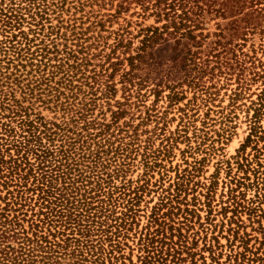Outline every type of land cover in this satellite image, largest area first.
<instances>
[{"label":"trees","instance_id":"1","mask_svg":"<svg viewBox=\"0 0 264 264\" xmlns=\"http://www.w3.org/2000/svg\"><path fill=\"white\" fill-rule=\"evenodd\" d=\"M0 34V264H207L200 240L222 264L208 233L218 181L196 180L206 157L195 153L215 148L204 147L212 122L224 137L243 109L249 132L236 167L226 161L220 227L226 260L264 261L240 235L243 213L264 216V0H0ZM170 42L159 71L154 49ZM179 140L193 160L184 152L171 181Z\"/></svg>","mask_w":264,"mask_h":264},{"label":"rangeland","instance_id":"2","mask_svg":"<svg viewBox=\"0 0 264 264\" xmlns=\"http://www.w3.org/2000/svg\"><path fill=\"white\" fill-rule=\"evenodd\" d=\"M145 23L146 25H153L154 19H148ZM24 29L28 31L27 26H24ZM212 29L214 30V28ZM3 38L4 36L0 34V40ZM172 45H173V42H170L169 44L159 45L154 49L158 62L162 64V67L164 65L163 69L162 67H159V68L156 67V69H158L159 71H166L165 69L167 67L166 63L169 62L174 57L175 54L171 47ZM260 84L261 82H259L257 85L260 86ZM257 85H255L254 88H256ZM184 87L185 89H188V86H184ZM224 92L225 91L223 90L222 94ZM192 95H193L192 92H189V96H192ZM117 97L118 98L121 97V92L118 93ZM153 100H154V97H151L150 100L148 101V104H152ZM185 101H183L181 105H184ZM222 104L224 105L228 104L227 97L225 100H223ZM159 105L162 107L165 106L166 101H163V100L160 101ZM206 109H207L206 107L202 108L201 106V109L198 113L199 117L197 118L196 124L199 127L203 125L202 120L204 118V113ZM39 110L42 112L43 116L49 119L53 117V113L49 111L48 109H44L41 107ZM210 115L212 118H215V119L220 117V115H218L215 111H213ZM246 115L247 114L244 111V109L238 110L236 112V117L234 118V121L229 122L228 124V126L232 128L227 133H225L224 137H219V135L215 133V131L219 130V133L223 134L222 128L224 126L223 124L221 125L219 123L221 119L217 123H215V121L212 122L214 123L215 126L210 128V130L207 129L209 130L210 141H208L204 147L208 148L213 144L215 148L212 150L208 149L207 151L209 152L207 154H205V152H203L202 150H197L195 153V155L198 156L200 159H202L203 157H206V160L203 163V166L200 171V176H198L196 180H199L201 182H205L208 184L210 183V180L218 181V190H217L218 193L213 202V206L215 207L216 212L214 211V213L210 215V218H214L215 216L214 223L218 224V226L214 231L210 230L208 233H209V238H212L211 240L213 244L216 246V248H219L217 250V253H219L220 251H223V256L220 258V263L222 264H232L233 263L232 261L229 262L228 260H226L227 259L226 254H229V250H230L229 244H228L229 243L228 242L229 233L227 232L228 225H225L223 229H221L220 227L222 224V221H225V223H227L228 217L231 216V213H229L226 218L223 214L218 212L220 211V208H221L220 203H222V201H226V198H227L226 193H227L228 188H227V185H225V183L228 181V178L226 176V171L228 169H227L226 161L229 160L232 163L233 168L236 167L235 162L239 155V149L241 148V145L245 141L248 135V132H249V125L246 119ZM167 116H168L167 120L169 121L168 128L171 131H176L177 128L180 127V113L175 109V111L170 112ZM148 127L152 128V125H149ZM189 136H193V130L189 132ZM212 141H214V143ZM192 142L194 146L197 145L194 140ZM158 144H159V141H156L155 146H158ZM187 144L188 143L186 141L179 140L178 144L173 149L172 160L170 161V163H168V166H167V169H169L171 165L173 166V169L171 172V176L173 180L171 181H174V178L176 176V171L174 169L177 168L178 165L181 169H184L186 167V164L183 161L184 152L186 154L185 156H188L190 161L193 160L190 154L184 151L187 149ZM250 152H251V147H248L246 150V153L249 154ZM142 171H143V167L142 168L139 167L135 169L131 177L136 180L139 177V174L142 173ZM235 173H236V170H234L233 174ZM239 175L242 176L243 174H239ZM158 178H160V175L156 173V177L153 178L152 182H155V180H157ZM169 184L170 182H167L166 187L169 186ZM223 193H225V195ZM254 195H255V189L253 188H250L245 194L247 200L252 199ZM189 197L191 198L192 196L190 195ZM147 200L149 201V204L147 205L148 208L147 209L144 208L146 206V203H143L142 209H145V212L148 213L147 215H149L151 213V208L158 202V193H152L150 196L147 197ZM262 207L264 208V203ZM200 215H201L200 221L206 222L208 215L205 209L200 211ZM240 220L243 226V228L240 230V235H245L246 237L245 240H248L247 247L249 249H252L254 253H257L256 254L257 257L261 256L262 258H264V216L263 217L257 216L256 218L254 217L252 219L249 217L248 214L243 213ZM146 221H147V218H143L141 226ZM230 238H232L231 234H230ZM240 244L241 243L237 242L234 246V248L238 249V251H241L243 249V248L239 249L237 247ZM203 245H204V242L200 240L195 251H198L200 254L204 255V257L206 258L207 264H216L212 262L210 252L205 251L203 249ZM137 255H138L137 251H134L132 258L135 262H137ZM196 259L199 260V262L197 261L198 264H202V260H200V255H197ZM255 264H259V262ZM261 264H264V261H262Z\"/></svg>","mask_w":264,"mask_h":264}]
</instances>
